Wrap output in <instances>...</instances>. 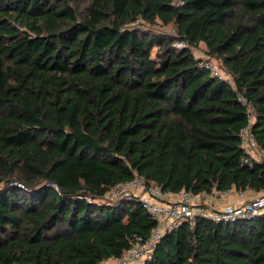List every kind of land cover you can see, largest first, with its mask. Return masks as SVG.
Masks as SVG:
<instances>
[{
  "label": "trees",
  "instance_id": "obj_1",
  "mask_svg": "<svg viewBox=\"0 0 264 264\" xmlns=\"http://www.w3.org/2000/svg\"><path fill=\"white\" fill-rule=\"evenodd\" d=\"M83 1L0 0V264H100L149 239L140 200L107 198L136 176L264 189L238 99L264 149V0ZM144 264H264V213L184 219Z\"/></svg>",
  "mask_w": 264,
  "mask_h": 264
},
{
  "label": "built area",
  "instance_id": "obj_2",
  "mask_svg": "<svg viewBox=\"0 0 264 264\" xmlns=\"http://www.w3.org/2000/svg\"><path fill=\"white\" fill-rule=\"evenodd\" d=\"M176 46H183V41H176ZM204 66L211 75L233 83L232 76L222 70L213 58L204 59ZM238 99L246 106L248 124L242 128L240 135L246 150L254 155L255 150L264 156V149L257 144L251 125L255 121L254 106L248 99L238 95ZM246 162L250 159L246 158ZM246 192H251L252 197L244 199ZM234 196V198H233ZM235 196H237L235 198ZM122 197L140 200L148 211L159 220L158 226L153 230L149 239L137 237L134 243L119 257H108L100 264H144L154 257L156 245L166 231L177 227L182 220H194L197 215L208 216L217 222H228L236 219L252 218L264 213V189L255 191L247 188L220 190L214 188L211 192L194 193L191 190L171 192L163 189L158 184H148L143 177L136 176L133 180L113 187L107 193V198L117 199Z\"/></svg>",
  "mask_w": 264,
  "mask_h": 264
},
{
  "label": "rangeland",
  "instance_id": "obj_3",
  "mask_svg": "<svg viewBox=\"0 0 264 264\" xmlns=\"http://www.w3.org/2000/svg\"><path fill=\"white\" fill-rule=\"evenodd\" d=\"M77 2H79V4H84V1H83V0H77ZM156 27H157V30H165V31H168V32H172V31H174V27H173L172 24H170V25H168V26H163V25L160 23V24L157 25ZM198 49H199V51H200L199 54H200L201 56H203V57H205V58L209 57V56L206 55V53H204L205 45H204L203 43H201V45H200V47H199ZM211 58H213L214 61H215V63H216V64H217L222 70L225 71V69L223 68V64H222V62H221L220 60H218V59H216V58H214V57H211ZM254 155H255L256 157H258V158L263 157V156H261V155L258 153V150H255ZM44 183H45V184H50L49 182H44ZM1 184H2V182H0V186H1ZM97 200H99V201H105V200H106V201H107V199H105V200L97 199Z\"/></svg>",
  "mask_w": 264,
  "mask_h": 264
},
{
  "label": "crops",
  "instance_id": "obj_4",
  "mask_svg": "<svg viewBox=\"0 0 264 264\" xmlns=\"http://www.w3.org/2000/svg\"><path fill=\"white\" fill-rule=\"evenodd\" d=\"M254 194L253 193H251V192H246V194L244 195V199H246V198H249V197H252ZM237 196H235V198H236ZM233 198H234V196H233Z\"/></svg>",
  "mask_w": 264,
  "mask_h": 264
}]
</instances>
